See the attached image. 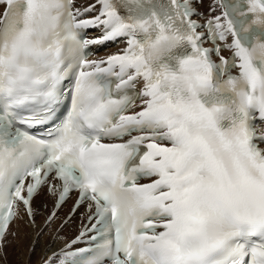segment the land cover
Listing matches in <instances>:
<instances>
[{"label":"snow or ice","instance_id":"snow-or-ice-1","mask_svg":"<svg viewBox=\"0 0 264 264\" xmlns=\"http://www.w3.org/2000/svg\"><path fill=\"white\" fill-rule=\"evenodd\" d=\"M194 5L0 0V244L48 185L57 208L72 190L88 202L95 223L72 243L102 242L66 254L86 264H264V0H216L203 25ZM65 92L51 139L20 127L47 123Z\"/></svg>","mask_w":264,"mask_h":264},{"label":"bare ground","instance_id":"bare-ground-1","mask_svg":"<svg viewBox=\"0 0 264 264\" xmlns=\"http://www.w3.org/2000/svg\"><path fill=\"white\" fill-rule=\"evenodd\" d=\"M96 0H75V6L85 8ZM202 11L208 16L219 13L216 0H202ZM210 5V6H209ZM215 7L216 11L211 9ZM0 7V11H2ZM92 34V33H90ZM57 195L42 187L34 196L33 215L22 209L6 232L4 243L0 244V264H51L65 250L66 244L81 230L89 214L87 207H80L69 216L73 199L67 201L49 222Z\"/></svg>","mask_w":264,"mask_h":264}]
</instances>
